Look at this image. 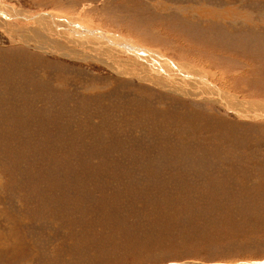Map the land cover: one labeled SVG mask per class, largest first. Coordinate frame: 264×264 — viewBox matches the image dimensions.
Masks as SVG:
<instances>
[{
	"label": "rangeland",
	"instance_id": "1",
	"mask_svg": "<svg viewBox=\"0 0 264 264\" xmlns=\"http://www.w3.org/2000/svg\"><path fill=\"white\" fill-rule=\"evenodd\" d=\"M0 7V264L264 262V0ZM95 31L234 104L144 79L154 58Z\"/></svg>",
	"mask_w": 264,
	"mask_h": 264
},
{
	"label": "bare ground",
	"instance_id": "2",
	"mask_svg": "<svg viewBox=\"0 0 264 264\" xmlns=\"http://www.w3.org/2000/svg\"><path fill=\"white\" fill-rule=\"evenodd\" d=\"M6 9L7 8L3 9L2 7H0V14L4 15L5 14L4 11H6ZM7 12H8L7 14H9V10ZM14 14L15 15H13V16H16V13H14ZM16 17H19V16H16ZM22 17H24V19H29L26 16H22ZM36 17H48L47 20L49 19L50 25H51V22L54 21L53 22V26H56V25H54L56 23L57 26L60 29H63L65 32H68V33L71 32L72 35L75 34L73 31H75V32L80 34L81 30H82L81 27L74 26L75 24L71 25V27H72L71 29H68V28H66L67 25L64 26V24H60V21H57L59 18H56L55 16L52 17V15H50V14L37 15ZM32 18H34V17H32ZM61 21H65V20H61ZM63 23H65V22H63ZM61 26H62V28H61ZM54 29L55 28H53L51 31L55 32ZM87 33L89 35V32H87ZM82 34L85 35V31ZM91 34H92L93 37H96V39H102V38H106L107 39L108 38V39H110L112 41H116L117 44H121V45L124 46V50H127V51H129V52H131L133 54H138L139 56L141 55L143 57L144 56H149V57L154 58V62H157L158 65H156L154 62L153 63L150 62V63H148L145 66V67L148 68L147 71H145V73L144 72L138 73V74L142 75L144 79L149 80L150 82H155V83H157L159 85L163 84L165 86L173 88L174 90H177V92H179L181 94L184 93L185 95H196L200 99H202L203 96L207 95L204 98H207V99H213V98L218 99V101H220V103L222 105L224 104L228 108H230L229 106L231 104H234V101H233L234 99L233 98H231V97L225 95L224 93H222L221 91H219L217 87H215L213 84H210L209 82H206L207 80H204V78L201 79L202 75L200 73L194 72L193 70L192 71L191 70L187 71L189 69L182 68L179 65L171 63L168 60H166L164 57H162L161 54L156 52V51L143 49L142 47H139L136 43L124 40L123 38H120V37H118L116 35L114 36V35H112V34L110 35L108 33H101L99 31L92 32ZM93 41H92V43H93ZM107 42H109V41H107ZM139 48H141V49H139ZM143 57H141V58H143ZM141 58L134 57L136 62H138V61L142 62L143 59H141ZM154 72H157V73H154ZM166 72L169 73L170 75L175 76V77L172 78V77L167 76ZM196 77L198 79L202 80L203 83L200 80H198ZM179 78H182V79H179ZM187 78H189V79H187ZM190 79H192V83H189L187 81V80H190ZM192 88H199V89H201V91H200V93H198L196 90H194ZM225 103L227 105H229V106H227ZM260 109L264 110L263 107L259 108L258 110L254 109V112L250 113L249 115L250 116H255V115L256 116H262V115L257 113L258 111L262 112ZM244 112H246V111H244ZM244 112H241V113L243 114ZM247 264H264V262H255V263L254 262L253 263L248 262Z\"/></svg>",
	"mask_w": 264,
	"mask_h": 264
},
{
	"label": "water",
	"instance_id": "3",
	"mask_svg": "<svg viewBox=\"0 0 264 264\" xmlns=\"http://www.w3.org/2000/svg\"><path fill=\"white\" fill-rule=\"evenodd\" d=\"M211 264H213V263H211Z\"/></svg>",
	"mask_w": 264,
	"mask_h": 264
}]
</instances>
